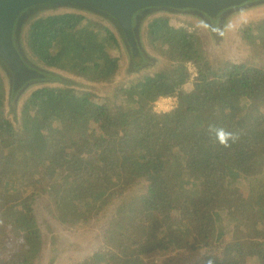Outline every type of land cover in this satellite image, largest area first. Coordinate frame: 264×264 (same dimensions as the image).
I'll use <instances>...</instances> for the list:
<instances>
[{
  "label": "trees",
  "instance_id": "trees-1",
  "mask_svg": "<svg viewBox=\"0 0 264 264\" xmlns=\"http://www.w3.org/2000/svg\"><path fill=\"white\" fill-rule=\"evenodd\" d=\"M248 11L212 54L190 29L216 47L201 22L153 17L144 38L156 68L132 76L101 18L70 10L30 22L25 43L39 62L87 77L33 88L13 112L0 72V264H58L64 249L50 222L75 228L108 212L104 244L72 264H165L180 254L264 264V16L243 21L251 57L219 59ZM176 92L175 108L155 110ZM209 125L240 138L225 148Z\"/></svg>",
  "mask_w": 264,
  "mask_h": 264
},
{
  "label": "water",
  "instance_id": "water-1",
  "mask_svg": "<svg viewBox=\"0 0 264 264\" xmlns=\"http://www.w3.org/2000/svg\"><path fill=\"white\" fill-rule=\"evenodd\" d=\"M260 5L264 6V0H0V72L9 109L18 112L24 95L33 88L72 80L39 62L26 47L28 25L40 15L72 10L101 18L116 31L129 71L139 73L157 64L143 34L153 17L169 14L195 19L220 47L226 43L232 17Z\"/></svg>",
  "mask_w": 264,
  "mask_h": 264
},
{
  "label": "rangeland",
  "instance_id": "rangeland-1",
  "mask_svg": "<svg viewBox=\"0 0 264 264\" xmlns=\"http://www.w3.org/2000/svg\"><path fill=\"white\" fill-rule=\"evenodd\" d=\"M247 14L242 13L237 19H236V25L235 31H232V38L234 39V43L231 44L230 47L227 49L228 51L225 52V54H221L219 59H229L231 61H242L245 60L251 55H253V52L250 49V46L246 43L245 40H243L241 36L242 30L248 26L251 22H243L245 19L250 20H256L260 19L264 16V6L261 7H254L250 11L246 12ZM251 15V16H249ZM173 16V15H172ZM169 24H173L176 26H183L185 25V21L183 18H169ZM158 30H161L163 26L162 24L156 25ZM192 31V34H194L198 39H200V42H204L206 44V36L202 33L203 29L196 25L194 27L190 28ZM160 32V31H158ZM160 34V33H158ZM228 38V35H227ZM231 39V37H229ZM157 45H159V49L162 51L165 47V38H157ZM203 45L202 49L205 50L206 53L212 54L214 51H216V47H212L211 45ZM207 49V50H206ZM159 50V51H160ZM222 52V51H220ZM219 55V54H218ZM120 61L122 62V55L119 57ZM221 59V60H222ZM260 64H264V58H261ZM192 67L195 69V67L192 65ZM196 70V69H195ZM68 77H71L76 80H83L85 77H87L86 72H80L78 70H75L73 74H66ZM195 75V73H194ZM197 75V74H196ZM195 75V76H196ZM121 75L117 76V80H121ZM160 107V106H159ZM168 111V110H167ZM253 188L255 189L257 187V183H252ZM110 215V212L107 213V216ZM104 216V214H101L99 217H93L89 216L87 217L83 222H81L79 225H77L75 228H66L64 225L51 221V227L49 226V229H52L55 236L58 237V239L61 242V247L64 249L59 257V263L58 264H72L76 262L77 260H80L81 258H85L86 256L94 253L96 250H98L103 244L105 240V232H106V221L108 220V217ZM106 220V221H105ZM50 247L47 246V254H49ZM200 258L197 256L184 254V255H174L173 258L169 259L165 264H195ZM161 260V261H160ZM163 257L155 258L154 264H160Z\"/></svg>",
  "mask_w": 264,
  "mask_h": 264
},
{
  "label": "clouds",
  "instance_id": "clouds-1",
  "mask_svg": "<svg viewBox=\"0 0 264 264\" xmlns=\"http://www.w3.org/2000/svg\"><path fill=\"white\" fill-rule=\"evenodd\" d=\"M208 131L210 134L214 135L216 141L225 148L230 147L232 143L237 142L240 138L239 133L228 131L223 127H216L215 125H209Z\"/></svg>",
  "mask_w": 264,
  "mask_h": 264
},
{
  "label": "built area",
  "instance_id": "built-area-1",
  "mask_svg": "<svg viewBox=\"0 0 264 264\" xmlns=\"http://www.w3.org/2000/svg\"><path fill=\"white\" fill-rule=\"evenodd\" d=\"M192 65L194 66L193 63H189V67L190 69L195 73V75L197 74L196 70L192 67ZM195 67V66H194ZM194 75V77H195ZM197 76V75H196ZM178 104V92H176L175 94H171V95H163L160 96L155 102H154V107L155 110L157 111H167V110H172L173 108H175ZM160 106V107H159Z\"/></svg>",
  "mask_w": 264,
  "mask_h": 264
},
{
  "label": "flooded vegetation",
  "instance_id": "flooded-vegetation-1",
  "mask_svg": "<svg viewBox=\"0 0 264 264\" xmlns=\"http://www.w3.org/2000/svg\"><path fill=\"white\" fill-rule=\"evenodd\" d=\"M150 22V21H149ZM143 34H144V31H143ZM145 39V38H144ZM146 41V40H145ZM146 45H147V41H146ZM148 47V46H147ZM149 49V48H148ZM150 51V49H149ZM150 53L152 54V52L150 51ZM154 55L152 54V57ZM156 57V56H154ZM157 59V58H156ZM129 60V59H128ZM155 64H149L146 68L144 67L139 73H132L129 71L128 69V65H127V56H126V53H125V61H124V66H123V72L127 73L128 75L132 76V75H140L141 73L145 72V71H149V70H152V69H155L156 67H154Z\"/></svg>",
  "mask_w": 264,
  "mask_h": 264
}]
</instances>
